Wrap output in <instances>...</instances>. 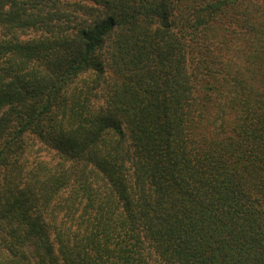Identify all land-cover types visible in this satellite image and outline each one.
<instances>
[{
	"label": "trees",
	"instance_id": "trees-1",
	"mask_svg": "<svg viewBox=\"0 0 264 264\" xmlns=\"http://www.w3.org/2000/svg\"><path fill=\"white\" fill-rule=\"evenodd\" d=\"M83 1L0 0V264H264V0Z\"/></svg>",
	"mask_w": 264,
	"mask_h": 264
},
{
	"label": "rangeland",
	"instance_id": "rangeland-1",
	"mask_svg": "<svg viewBox=\"0 0 264 264\" xmlns=\"http://www.w3.org/2000/svg\"><path fill=\"white\" fill-rule=\"evenodd\" d=\"M68 3V11H73L75 9L74 6V1H79V0H66ZM83 3H87L90 4V1H83ZM110 75V71L108 72L107 76ZM92 74L89 73H84L82 74L77 80L76 82L73 83V85L71 86L69 92L67 94H65L64 96V101L61 105V109L58 112V122L57 124H59V120H66V122L68 123V119H69V114L67 113L66 117L62 118V116H64V110L66 109L67 106H69L70 104H72V99L73 97L76 96V94L78 93L80 86L83 84V80L85 78H89V80L91 79ZM95 93L92 96V106H97V105H101L104 103L105 101V95H104V88L103 86L98 87L97 90L94 91ZM2 112H0L1 114ZM27 141V150L26 152L22 155V157L20 159L23 160L24 164V172L26 173V175H28L29 171H38L37 169H35V167L37 166V164L39 163H43L45 165H49V167H55V164L57 162L60 161V154L53 149L49 144H47L45 141L35 137V136H28L26 138Z\"/></svg>",
	"mask_w": 264,
	"mask_h": 264
}]
</instances>
